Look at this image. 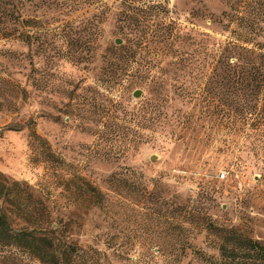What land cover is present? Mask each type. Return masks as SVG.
<instances>
[{
	"label": "rangeland",
	"instance_id": "rangeland-1",
	"mask_svg": "<svg viewBox=\"0 0 264 264\" xmlns=\"http://www.w3.org/2000/svg\"><path fill=\"white\" fill-rule=\"evenodd\" d=\"M19 2L0 264H47L18 232L58 264H264L243 248L264 246V90L238 60L264 54V0Z\"/></svg>",
	"mask_w": 264,
	"mask_h": 264
},
{
	"label": "trees",
	"instance_id": "trees-1",
	"mask_svg": "<svg viewBox=\"0 0 264 264\" xmlns=\"http://www.w3.org/2000/svg\"><path fill=\"white\" fill-rule=\"evenodd\" d=\"M19 4V0H0V7L2 8L0 17H2L4 23L7 24L2 29V31H0L1 38H9L12 34L16 32L17 29H11V27H14L19 24L21 17ZM33 34H28L26 38L31 40L33 38ZM13 39L18 41L20 40V37H14ZM238 56V60L244 61L241 65V67H243L240 68V71L246 73L247 78H250L252 81L258 79V83L256 85H252V87L256 89L257 92L264 90V54L259 55L257 64L252 63L251 58L248 56ZM249 86L250 85H247V87ZM3 219L4 215H1L0 225L2 224L1 221H3ZM25 235H27L29 239H25L24 234L20 232H18V235H16L15 238H17V240L22 246L27 245L29 247H32L35 250L36 254L41 256L39 257L41 262L47 264H58L59 257L53 249V245L50 241V238L37 237L36 235H34V232H28ZM243 244V248L244 250H247V252H252L257 256L264 257V246L250 239H244ZM220 248L222 251L227 250L224 245H222ZM230 250H232L231 253L235 255V248H231Z\"/></svg>",
	"mask_w": 264,
	"mask_h": 264
},
{
	"label": "water",
	"instance_id": "water-1",
	"mask_svg": "<svg viewBox=\"0 0 264 264\" xmlns=\"http://www.w3.org/2000/svg\"><path fill=\"white\" fill-rule=\"evenodd\" d=\"M121 42H122V41H121L120 39H116V41H115V43H116L117 45L121 44ZM140 94H141V91H140V90H137V91L134 92L133 96H134V97H140ZM151 159H153V157H152Z\"/></svg>",
	"mask_w": 264,
	"mask_h": 264
}]
</instances>
